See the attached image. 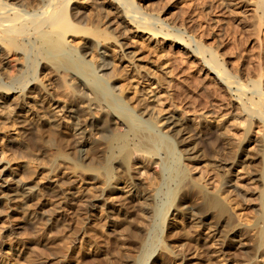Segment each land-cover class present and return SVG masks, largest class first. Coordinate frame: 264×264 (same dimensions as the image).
<instances>
[{
	"label": "rangeland",
	"instance_id": "rangeland-1",
	"mask_svg": "<svg viewBox=\"0 0 264 264\" xmlns=\"http://www.w3.org/2000/svg\"><path fill=\"white\" fill-rule=\"evenodd\" d=\"M11 1L32 3V0ZM134 2L144 13L158 16L160 21L158 20V23L155 24L158 27L154 25L156 29L161 30L163 27L165 29L163 31L169 33V38H171L162 49L166 52L169 51L168 55L171 57L173 67L172 75L165 76L155 68V55H159V51L154 49L156 48L154 42L148 43L150 47L146 46L144 50L142 77L141 75L136 76L138 73L132 66L122 67L123 65H119L118 67V60L113 55L110 57L109 50L105 51L104 48L93 43H91L93 46L89 44L88 46L82 45V47V41L79 38H74L73 41L69 39V42L68 38L52 40L49 46L53 45L56 48L53 47L52 50H58L54 51L55 55L48 56L50 59L46 58V63L52 66L53 64L57 66L55 63L59 62L61 64L59 63L58 66H63V63L64 65L72 63L71 66L73 67L75 64L74 68L78 72L81 71L80 74L88 76L90 68L81 63L78 56L79 53L82 54L83 51L85 52L91 47L94 53H97L96 57L99 56L96 59V65L111 61L108 67L98 68L99 72L103 75L105 73V77L108 78L114 73V69L119 68L120 74L124 75L125 87L129 88L134 82H137L138 87H141L145 84L147 74H154L158 79H169L171 85L169 98L157 104L160 109L165 110L170 105H179L186 111L201 112L202 110V112L205 111L215 117L222 118L236 113L237 109L239 111L243 102L256 105L259 95L254 94L251 87L264 75V16L261 17L251 11L256 0H241V7L238 9L240 12H231L226 0H134ZM77 4L78 0H70L68 9L71 6H77ZM85 13L87 14L88 10ZM85 13L84 16H86ZM45 37L46 35H43L40 41H45L43 39ZM47 38L49 37L47 36ZM14 42H3L4 47L0 50L1 90L8 85L16 87L20 84L21 88L26 81L22 82L25 78L32 82L35 80V71L33 70L35 67H32L33 69L31 68L28 72L23 70L26 56L18 53L20 41ZM196 47L205 49L203 50L205 58H210V56L217 58L226 73L224 80L226 83L229 79L231 80V83L229 81L232 85L231 88H227L225 83L223 84L217 77L215 78L213 73L209 72L208 65L203 58L193 56L192 49L195 50ZM72 48L74 49L72 50ZM57 53L59 54L57 55ZM30 59H32V55ZM51 59H53V64H51ZM83 74L82 76H84ZM133 75L136 76V79ZM40 76L35 81L37 83L29 82L28 86H30H27V90L24 92V99H26L28 107L21 102L23 99L17 97V94L4 95L0 90V126L3 128V133L0 134V264H14V261L15 264H262L259 262L257 251L258 248H264V220L263 213L255 206L256 203H263L262 206H264V152L261 150L262 148L249 149L243 157L246 168L248 167L246 172L250 170L246 173L248 180H246L244 188H248V191L255 188L258 194L250 192V196H243L233 189L225 193L228 198L226 217L229 218L226 225L239 223L244 226L247 230L244 238H254L257 245L243 250L236 248L229 240H226L225 244L221 245L222 247L215 244L216 248L211 242L200 238L204 237V234L196 228L194 222L184 219L182 215L173 211H171L172 213L167 212L169 206L167 207L166 204L169 205V200L172 199V196L169 195L175 191V181L178 184L180 182L179 178H176L181 162L178 161L180 154L175 152L173 157H169L170 160L166 158V155L162 163L155 156L150 154L152 157L148 154L146 156L143 155V152L136 150L138 140L134 135H129L131 148L129 164L132 163L133 175L137 176L139 174L133 170L134 166H146L147 170H144V173L149 176L144 173L143 176L149 177L150 183L156 186L153 196L150 195L153 197L150 198V203L155 205L156 211L159 207L157 212L147 210L141 199H134L130 203L124 204L120 209L114 210V213L110 212L108 211L111 209L109 200L112 199V193L103 191L101 187L97 186L88 185L84 194L77 191L71 195L62 191L69 184V167L76 164L72 161V157L77 153L71 144L72 140H70L73 126L71 117H68L65 111L57 112L56 123L40 118L38 114L40 111L52 109L50 99L56 92L53 91L56 90V87L51 85L50 88H55L49 89L43 96L39 94V97L38 91L35 90L41 83L40 81H43L44 84L49 82L47 75ZM19 77H23L21 81L16 80ZM91 77V84L94 85L98 82L95 77V80L93 76ZM13 79L14 82H12ZM108 79L111 80L110 77ZM112 82H110L111 85L117 87L112 91H116L117 94L118 84ZM103 84L105 85L104 82ZM239 84L244 85L247 89L243 92L244 95L237 88ZM16 88L19 90V85ZM29 96L31 97L29 98ZM106 96L111 97L112 95L109 93ZM126 99L123 102L124 110H131L130 112H132L133 106L145 101L144 99H140V101L134 99L133 94ZM127 102L129 105H125L128 104ZM128 106H130L129 109ZM261 110L264 114V107H261ZM106 117L108 119V116ZM229 120L226 125L228 131L226 130L225 135L218 132L219 128L217 129L216 124L204 125L202 129V134L207 136L204 139L207 140L203 144L204 153L206 152L205 158L209 163L216 164L221 175L225 171L219 168L218 163L227 160L229 162L235 157L234 155L239 152L237 150L241 149L240 141L245 134L243 126H238L234 124L233 120ZM262 120L254 116L248 117V122L251 121L255 128H260L259 130L264 133V120ZM116 127V131L121 129L117 132L123 131V127L120 125H116ZM91 135L92 139L94 138L93 140L96 141H94L93 147L89 148L91 150L88 149L89 154L87 151L85 154L87 153L89 159L94 157L90 159L93 166H99L100 160L105 158V155H102L100 151L102 142L99 139L97 142L98 137L95 133ZM172 144L177 151V146ZM164 149L161 147V154ZM175 154L179 158L174 157ZM176 160L179 164L176 163ZM84 164L85 166L83 163L81 166H79L80 163L76 165L83 169L89 166ZM76 165L71 167V171L79 169ZM66 166L68 167L65 168ZM112 166L113 174L120 171L119 167H116V163H113ZM98 168L100 169V166ZM101 169L103 171V168ZM247 175L251 176V179ZM51 177L58 178L53 181ZM56 182L57 185H61L58 187ZM26 186L32 190L29 189L28 196L25 194ZM139 188H141L140 190L144 189L142 183L139 184ZM93 195H102L98 207L89 201ZM189 196L196 198V191L191 190ZM197 200L196 207L198 210H202L204 205L199 199ZM163 206L167 207V209L164 207L166 215ZM155 213L158 214L155 215ZM160 215L163 219L160 218ZM205 230L203 229L202 232H206ZM146 249L150 250L147 251L151 254L148 255V253V257L142 259V254Z\"/></svg>",
	"mask_w": 264,
	"mask_h": 264
},
{
	"label": "bare ground",
	"instance_id": "bare-ground-1",
	"mask_svg": "<svg viewBox=\"0 0 264 264\" xmlns=\"http://www.w3.org/2000/svg\"><path fill=\"white\" fill-rule=\"evenodd\" d=\"M31 2L32 3L30 4H25V1L24 3H20L11 0H0V50L2 47H4L2 45L3 42L12 43L14 41H20V46H17L18 53L22 56H26V64L23 63L24 61L22 62L25 64L23 66V70L28 72L32 67H35L34 69L32 68L35 71V80L33 82L29 79L27 80V78L22 80L24 77V75H22L23 77L16 79L17 81L22 80V82L26 80L24 82L25 85L23 84L21 88L20 84H18L20 88L19 90L16 88L18 85L16 87L13 85H8L4 89L0 90L4 95L17 94V97L23 99L21 102H23L24 105L28 107L27 101L24 99V92L27 90L29 82H32V84L37 83L35 81L40 75H47L49 78V82L47 84H44L43 81H40L41 83L38 86L36 85L37 90L35 91H38V96L39 94L43 96V94H45V92L47 93L49 89H54L56 87V90H53L56 91L55 94H52L53 96L51 99L49 98L52 101L50 104L53 106H51L52 109L49 111L43 110L44 112L40 111L38 114L40 118L44 120L46 119L48 122L56 123L58 119L57 112H67L68 117H71L73 126L72 135L70 133V140H72L71 144L77 153L74 155V157H72V161L74 164L80 163L79 166H81V163H83L84 166V163H86L87 166L89 165L83 169L82 167H78V165L75 164L79 169H74L72 171L71 167L75 165L70 166V172H68L69 184L64 187V190L62 191H65V193L71 195H73L74 192L77 193V191L82 194L86 191L88 185L93 187L97 186L101 187L103 191L112 193V199L109 200V207L111 209L109 208L110 210L108 211L110 212L120 209L124 204L130 203L134 199H141L143 206L147 210L150 212H157L159 207L156 211L155 205L150 203V198H153L150 197V195L153 196L152 194L156 191L154 187L156 186H153V184L150 183V179H148L149 177H146L149 176L144 173V170H147L145 169L146 166L144 167L143 165H135L133 170L139 174L138 176L135 174V176L133 175L132 171V163L129 164V162H131V159H129L131 155L129 135H134L138 140V148L135 149L141 151V153L143 152V155L147 156V154H150L155 156L162 163L166 155V158L169 159L170 156L173 157L175 152L176 154H180V158L177 157L176 154L174 156L180 159H178L179 162L181 161L177 170L178 172L176 173V178H179L178 180H180V182L178 184V182L175 181V191L173 192L171 190L173 193H171L172 195H169L172 196V199L169 200V205L165 203L167 207L169 206L167 212L173 211L174 213L182 215L184 219L194 222L196 228L204 234V237L201 236L200 238L206 239L207 241L214 244V246L217 245L220 247L221 245L225 244L226 240H229L230 243H232V245L236 248L243 250H247L251 246L257 245L254 238H244V235H246L247 232L244 226L240 225L239 223L229 224V226L226 225L229 218L226 217L228 198L225 193L230 189H233V191L237 190L243 196H250V192L255 195L258 194L255 188L251 191H248V188H244V184L246 180H248L246 173L250 172V170H247L246 172L248 167L246 168L243 157H245L244 155H246L249 149L255 147H259L260 149L262 148L261 150L264 152V133L259 130L260 128H255L253 124H251V121L250 123L248 122L249 116H254L264 120V114L261 110V107H264V75H262L258 81H255L253 85L251 84L254 94L256 93L259 95V100H257L258 102L256 105L253 103L244 104L243 102V105H240L241 109H239V111L237 109L236 113L233 111L234 114H231L229 117H215L213 114L211 115V113L205 111L202 112V110L201 112H190L189 110L186 111L185 108L183 109L181 106L179 107V105H170L169 108L167 107V109L163 110L160 109V107H157V104L169 98L168 95L170 94L171 90V85L168 81L169 79H158L154 74H147V78L144 77L146 79L145 84L143 83L144 85L138 87L137 82H134V84L130 85L128 88V86L125 87L126 85L124 84V75L120 74L118 70L119 65H123L122 67L129 65L132 66L136 71L134 69L133 70L138 73L136 76L141 75L144 70V66L142 65L144 62V50L146 46H148V43L154 42L156 45L154 46L156 47L154 49L159 51V53L157 52L159 55H155V68L165 76H170L173 74L171 57L168 55L169 51L166 52V50H163V46L171 37L169 38V33L163 31V27H161L162 29L160 28L161 30L155 28V24H157L159 20L157 15H149L144 13L137 7L134 0H78L77 6H71L70 9H68L70 0H32ZM226 2L231 12L239 11L238 9L241 7V0H226ZM87 10L88 13L86 14L85 11L87 12ZM251 11H253L254 14L263 17L264 0H256V2L253 3ZM82 12H84L86 16H84V13L82 14ZM74 21L76 22L74 23ZM43 35H46V37L43 38L45 41L42 42L40 41V38L43 37ZM47 36L49 38H47ZM60 38L65 40L68 38V42L69 39L73 41L74 38H79V40L82 41L81 46H88L89 44L93 43L97 44L98 47L100 46L101 48H104L105 51L109 50L110 57L113 55L115 56V59L118 60V69L115 70L113 68L114 73L111 74V72V76H109L115 84H118V93L116 94V91H112L117 87L113 86V84L111 85L110 82L112 81L108 79L109 77L106 78L105 73L103 75L98 70L100 67H108L110 65L109 62L111 61H105L106 63L100 61L102 63L96 65V59L99 56L96 57L97 53L95 54L91 47L90 49L88 48L89 50L85 52L83 51L82 54L79 53L78 56V59L81 61V63L90 68L88 76H85L83 73L82 74L84 76H82V74H80L81 71L78 72L74 68L75 64L73 67L71 66L72 63H69L70 65H64L62 61L63 66H58V64H61V62L56 60V62L59 63H55L57 66H54L53 59H51V64H53V66L46 63V58L50 59L48 56L55 55L54 51L58 50H52L55 46L51 45V47L49 45L51 44L52 40L56 41V39ZM73 49L74 48H72V50ZM192 50L193 56L196 58H203L205 63L208 65L209 72L213 73L215 78L217 77L221 82H223V84L225 83L224 85L227 88L232 87L230 84V79H227L228 83H226V80H224L226 78L224 76L226 73L224 71V67L217 60V58L214 56L205 58L203 55V50L205 49L202 47H196L195 50ZM58 54L59 53H57V55ZM31 55L32 59H30ZM18 69L20 68L18 67ZM23 72H21V74H23ZM31 76L33 77V75ZM91 76H93V79L95 77L98 81H95L96 83L94 85L93 83H90L92 82ZM136 76L134 79H136ZM12 82H14V79ZM51 85H54L55 87L50 88ZM1 87L4 86L1 85ZM237 88L239 92L242 91L240 93H243L245 90H247L244 85L240 84L237 86ZM109 93L112 95L111 97L106 96L109 95ZM131 94H133L134 99H138V101H140V99H144L145 101L142 104L133 106V109L131 107L132 112H130L131 110H128V112L126 109L124 110L125 106L123 102L125 101L124 99H126ZM30 97L31 96H29V98ZM125 105H129V103ZM129 107L130 106L127 108L129 109ZM106 116H108V119L110 117V119L108 120ZM229 119L233 120L235 122H233L234 124L243 126L245 134L240 141L241 149L237 150L239 152L236 151L237 154L234 155L235 157L229 162H227V160L222 163L220 162L221 164L218 163L219 168L222 171H225L221 175L215 166L216 164L214 165L211 162L209 163L205 158L204 154L206 152L204 153L205 150L203 144L204 141L207 140H204L207 136L205 137L202 134V129L204 125L210 126V124H216L217 129L219 128L218 132H222V134L225 135V133L228 131L226 129V125L230 121ZM116 125L123 127V131L117 132L121 131V129L116 131ZM2 133L3 128L0 126V134ZM92 133L97 135V142L98 139L102 142V146L100 145V151L102 152V155H105V158L103 159L101 157L102 159L100 160L101 162L99 163V166L100 169L103 168V171L102 169L100 170L98 168L99 166L92 165L90 159H93L94 157H91L90 159L87 157V153L89 154V150H91L89 148L93 147V143L96 141L93 140L94 138L92 139ZM205 135H207V133ZM172 143L177 146V151L175 148H173ZM95 144L97 145V143ZM161 147L165 148L162 154ZM86 151L87 153L85 154ZM163 153H165V155H163ZM158 160L156 161L158 162ZM179 162L176 160V163L179 164ZM113 163H116V167H119L118 170H120L116 172V174L112 173ZM67 167L68 166L65 168ZM176 167L175 169H177ZM143 173L146 176H143ZM54 176L56 177V175ZM250 177L249 179H251ZM55 179L52 178L53 181ZM140 183L143 184V190H140L141 188H139ZM28 187L26 186L24 188L25 194L27 196L31 190ZM191 190L196 191V198L198 197L197 199L203 203L204 208L202 210H198L196 207L197 199L190 198L189 192ZM21 193L24 195L23 192ZM5 194L7 196V193ZM101 200L102 195H93L89 201L92 203V205L98 207V203L101 202ZM262 204L256 203L255 206L261 213H263L264 220V206H262ZM106 205L108 206V204ZM164 207L165 206L162 207L163 210ZM167 207H165V209H167ZM157 214L158 213H155V215ZM161 215L160 218L163 219ZM164 218H166V216H164ZM203 229H206V232H202ZM147 250L148 249L143 252L141 257L142 259L147 258L148 255L151 254L148 252L150 250ZM257 253L259 262L264 264V248H258ZM13 263L15 264V261Z\"/></svg>",
	"mask_w": 264,
	"mask_h": 264
}]
</instances>
